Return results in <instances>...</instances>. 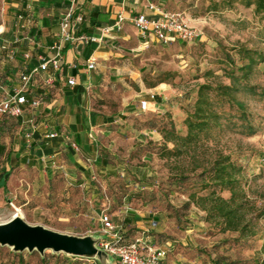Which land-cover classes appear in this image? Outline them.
Here are the masks:
<instances>
[{
	"label": "rangeland",
	"instance_id": "rangeland-1",
	"mask_svg": "<svg viewBox=\"0 0 264 264\" xmlns=\"http://www.w3.org/2000/svg\"><path fill=\"white\" fill-rule=\"evenodd\" d=\"M5 1L0 0V23L3 21ZM174 3L176 9L185 13L189 23L202 31L201 36L193 41L152 42L133 58L136 81L126 79L129 86L115 83L114 88L110 86L112 83H106L97 89L98 95H91L89 99L90 111L104 119L108 117L105 123L98 125L100 130L93 133L98 148H108L116 161L107 165L108 168H101L95 164L91 154L81 153V159L93 168V172L90 176L85 173L83 182L76 184L65 158L53 157L52 178L48 184L39 187L32 185L36 177L33 167L25 165L19 168L14 165L9 170L5 188L0 186V221L17 212L16 206L20 208L17 213L30 225H40L89 240L97 249L94 255L58 253L81 258L84 264H121L101 244L106 238L99 220L100 211L104 208L110 212L115 226L112 231L117 232L121 227L125 229L130 239L139 241L143 253L149 247L166 246L165 240L174 239L175 246L168 251L164 264H199L196 246L212 247L222 238L232 236L230 232L222 233L211 228L212 225L202 219L204 212L197 206L192 204L187 209L183 208L184 194L174 192L163 196L157 189V183L168 174L171 165L156 152L145 156L137 142H161L160 133L144 127L143 120L152 113L162 114L165 108L172 112L175 119H180L184 114L179 105L184 99L183 94L189 92L194 96L193 89L197 83L206 79L229 81L223 75L219 62L224 51L231 52L236 59L234 48L237 46L256 48L264 54V15L254 12V5L246 4L245 0H175ZM209 67L214 68L216 74L206 78L202 72ZM249 82L256 84L258 90H264V60L257 64ZM148 92L156 94L161 107L150 105L146 110L139 107V99ZM239 98L250 112L255 132L251 135L227 132L210 143L209 152L221 149L239 156L246 165L249 194L257 202H264V95L241 92ZM9 117L0 116L3 151L8 148L16 150V143L20 142L23 134L20 122H11ZM2 166H7L4 152L0 154V169ZM126 166L138 176L145 175L149 181L143 186L146 196L124 198L121 203H116L115 195H120L124 188H137L131 181L126 187L121 186V178L127 181L131 178L125 172ZM90 180L95 183L93 187ZM151 189L155 193L153 198L149 196ZM167 201L178 208L181 222L177 221L174 210L167 207ZM183 212L186 214L182 215ZM257 228L259 232L264 230V218L258 221ZM226 247V251L234 257L246 258L257 254L253 248L229 246L227 242L220 246ZM13 252L23 253V264H38L41 255L36 249L14 251L11 245L0 243V262L15 257ZM47 253L55 254L50 248L43 252ZM50 264H55V259Z\"/></svg>",
	"mask_w": 264,
	"mask_h": 264
},
{
	"label": "trees",
	"instance_id": "trees-1",
	"mask_svg": "<svg viewBox=\"0 0 264 264\" xmlns=\"http://www.w3.org/2000/svg\"><path fill=\"white\" fill-rule=\"evenodd\" d=\"M245 1L248 5H254V12L264 15V0ZM234 49L237 59L226 50L219 61L222 64L223 75L229 79L228 82L206 79L197 83L193 89L194 96L189 92L183 94L184 99L179 105L184 114L180 119H175L172 112L165 108L162 114L152 113L143 120L144 127L149 130L155 129L160 133L161 142L156 144L151 140L144 143L137 142L144 150L145 156L156 152L171 165L168 174L157 183V189L163 196L167 197L174 192L184 194L186 198L183 200V208L187 209L192 204L197 206L204 212L202 219L211 224V228L222 233H232L231 237L222 238L212 247L196 246L199 264H264V230L259 232L257 228L258 221L264 218V202H257L248 192L250 185L246 177V165L231 151L213 149L209 152L210 143L227 132L251 135L256 130L245 102L239 98V93L264 95V90H258L256 84L249 82L257 64L264 60V54L251 47L237 46ZM215 74L214 68L210 67L202 72L206 78ZM1 115L10 116L11 122L14 120L19 122L18 116L7 113ZM74 141L79 146V142ZM3 150V144H0V154L5 153L8 164V167L2 166L0 169V186L5 188L9 170L14 165L17 166V159L20 156L13 153L10 148ZM84 153L88 154L85 150ZM25 160L26 163H30L29 157ZM93 161L96 165L105 167L116 160L108 148L103 147L98 148L97 156ZM124 169L131 178L129 181L121 178L123 180L121 186L126 187L127 182L131 181L137 185V188L135 190L124 188L120 195H115L114 202L121 203L124 198L130 199L133 196L145 197L143 186L149 183L145 175L138 176L127 166ZM118 174L119 172L116 173ZM72 176L74 178V175ZM74 179L76 184L83 182L81 178ZM90 182L93 187L95 183L92 180ZM224 192L227 194L225 195ZM149 196L155 197L153 189L150 190ZM167 207L174 210L177 221L181 222L178 208L173 207L168 201ZM101 210L110 215L107 209ZM118 234L116 242L118 244L133 241L122 227L118 229ZM226 242L229 246L233 244L241 248H253L257 254L246 258L234 257L226 251L227 247L220 248L221 244ZM165 244L169 251L175 246V240L167 239ZM13 254L15 257L1 261L0 264H23V253L13 252ZM52 259H55V264L85 263L81 258L47 253L39 255L38 264H50Z\"/></svg>",
	"mask_w": 264,
	"mask_h": 264
},
{
	"label": "crops",
	"instance_id": "crops-1",
	"mask_svg": "<svg viewBox=\"0 0 264 264\" xmlns=\"http://www.w3.org/2000/svg\"><path fill=\"white\" fill-rule=\"evenodd\" d=\"M174 1L77 0L78 11L83 17L79 24L81 32L99 35L98 26L113 25L118 13L121 12L124 19L120 29L113 28L100 41L67 42L58 69L49 65L47 69L33 74L27 97H39L40 103L35 108L26 107L23 115L18 116L23 134L20 142L16 143V150H11L20 156L17 167L27 165L36 170L32 185L48 184L52 178L50 162L54 163L53 157H64L74 178L83 179L85 173L91 175L93 168L85 165L80 154L85 150L93 160L96 158L98 144L93 133L100 130L98 125L105 123L108 117L104 119L90 111L89 99L91 95H98L97 89L106 83H112L110 86L114 88L115 83L128 85L129 80L136 81L133 58L141 53L140 50L159 40L151 35L143 42L132 17L140 12L155 16L156 10L148 7L150 3L162 10H179ZM68 3V0L5 1L3 21L0 23V99L21 83V70L37 64L39 55L48 56V46L58 35L59 17ZM9 48L15 49L14 55L9 54ZM25 51L30 52V58L23 57ZM90 56L95 58V67L88 69L86 59ZM71 75L76 80L74 85L66 81ZM49 76H52L51 81ZM147 96L148 93L144 94V97ZM150 105L161 107L156 94L149 99L148 108ZM26 131L31 133L29 141L25 137ZM51 132L54 135H49ZM74 140L79 142L78 148L71 146ZM27 157L31 165L25 162ZM6 165L8 167L7 162Z\"/></svg>",
	"mask_w": 264,
	"mask_h": 264
},
{
	"label": "built area",
	"instance_id": "built-area-1",
	"mask_svg": "<svg viewBox=\"0 0 264 264\" xmlns=\"http://www.w3.org/2000/svg\"><path fill=\"white\" fill-rule=\"evenodd\" d=\"M68 2L67 8L59 17L60 28L58 35L48 46V56L39 55L40 60L37 64L25 67L19 72L21 83L7 91L0 99V114L7 113L13 116H21L26 107L35 108L39 105V97H27L28 84L35 72L45 70L49 65L54 69L60 67L62 51L67 42L100 41L103 36L111 32L113 28L120 29L122 26L124 15L120 12L113 25L98 26V29L100 30L99 35L81 32L79 31V24L83 17L81 12L78 11L77 0H68ZM148 7L152 10H156L157 14L155 16H149L144 12H140L132 17V21L138 29L143 42L147 41L151 35L164 44L174 39L180 41H192L201 36L202 31L189 23L187 16L182 10H162L153 3H150ZM14 53L15 49L9 48V54L12 56ZM22 55L24 58L31 57L29 51L23 52ZM86 67L88 69L95 67L94 57L90 56L86 59ZM48 80L51 81L52 76H49ZM66 81L70 85H74L76 82L73 75L67 77ZM154 97V92H148L147 97L139 99V107L143 110L148 109L149 99ZM49 135L52 136L54 133L51 132ZM25 137L27 141H29L31 133L26 131ZM71 146L78 148L75 141L71 142ZM99 220L106 233V238L101 244L108 251L113 253L121 264H164L163 262L168 251L167 246L162 245L155 248L149 247L147 252L143 253L137 239L128 243L118 244L116 242L119 234L118 231H112L115 226L111 221L110 215L106 211L101 210Z\"/></svg>",
	"mask_w": 264,
	"mask_h": 264
},
{
	"label": "water",
	"instance_id": "water-1",
	"mask_svg": "<svg viewBox=\"0 0 264 264\" xmlns=\"http://www.w3.org/2000/svg\"><path fill=\"white\" fill-rule=\"evenodd\" d=\"M7 219V222H4L6 219L0 221V243L11 245L14 251L27 248L29 251L36 249L43 254L46 248H50L55 253L63 251L65 254L80 256L94 255L97 251L95 246L85 238L54 231L40 225H30L17 212Z\"/></svg>",
	"mask_w": 264,
	"mask_h": 264
},
{
	"label": "bare ground",
	"instance_id": "bare-ground-1",
	"mask_svg": "<svg viewBox=\"0 0 264 264\" xmlns=\"http://www.w3.org/2000/svg\"><path fill=\"white\" fill-rule=\"evenodd\" d=\"M16 209H17V212L19 213V212H20V208H19V207H16ZM16 209H15V210H16ZM14 215H15V212L12 213L11 217L14 216ZM7 220H8V219H7ZM7 220H5L4 222H7ZM0 224H1V222H0Z\"/></svg>",
	"mask_w": 264,
	"mask_h": 264
}]
</instances>
